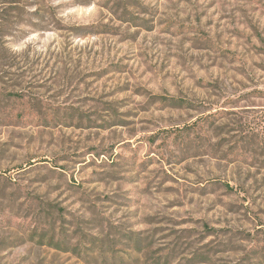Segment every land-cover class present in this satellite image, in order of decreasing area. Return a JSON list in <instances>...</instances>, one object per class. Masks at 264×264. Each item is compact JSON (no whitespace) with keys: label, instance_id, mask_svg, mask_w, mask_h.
Listing matches in <instances>:
<instances>
[{"label":"rangeland","instance_id":"rangeland-1","mask_svg":"<svg viewBox=\"0 0 264 264\" xmlns=\"http://www.w3.org/2000/svg\"><path fill=\"white\" fill-rule=\"evenodd\" d=\"M0 264H264V0H0Z\"/></svg>","mask_w":264,"mask_h":264},{"label":"trees","instance_id":"trees-1","mask_svg":"<svg viewBox=\"0 0 264 264\" xmlns=\"http://www.w3.org/2000/svg\"><path fill=\"white\" fill-rule=\"evenodd\" d=\"M177 102H179V104H181V103H182V101H179V100H177Z\"/></svg>","mask_w":264,"mask_h":264}]
</instances>
